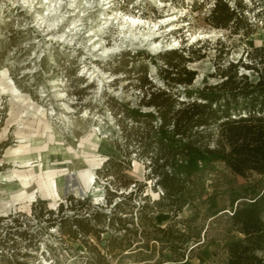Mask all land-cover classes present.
<instances>
[{
  "label": "rangeland",
  "instance_id": "1",
  "mask_svg": "<svg viewBox=\"0 0 264 264\" xmlns=\"http://www.w3.org/2000/svg\"><path fill=\"white\" fill-rule=\"evenodd\" d=\"M50 1L0 0V144L8 143L3 151L0 147V238L7 230L19 232L7 247H0V264H216L226 259L225 244L241 238L229 215L238 203L264 191V176L257 173L242 176L224 163L216 165L192 224L193 229L203 228L200 245L185 258H176L169 250L162 252L154 241L147 247L141 245L143 232H153L152 227L140 226L135 235L129 233L127 237L134 240L129 246L125 232L116 233L108 219L100 223L92 218L95 212L112 215V205L107 203L115 188L111 180L129 182L119 190L125 196L138 187L144 189L143 200L152 202L162 195L153 189L155 180L148 178V161L132 155L130 169L103 166L108 158L124 159L125 152L135 147L125 139L107 101L114 98L136 107L142 94L135 86L144 69L153 82L162 85L158 71L162 62L156 57L170 48L185 46L195 51L196 59L187 64L197 72L193 88L221 82L218 68L225 69L229 61H240V74L256 79V71L242 63L262 66L255 55L256 48L264 47V20L246 12L257 22L253 37L211 24L208 17L215 0ZM78 1H90L89 8L101 4L81 16L77 34H67L74 20L80 19L73 5ZM226 1L234 6L236 0ZM244 3L254 13L263 12L264 19V0ZM105 17L112 18L105 23ZM131 17L142 20L137 32L151 34H121L119 21ZM93 29L102 33L91 34ZM152 42L161 45L153 50ZM116 44L120 49L103 53L104 47ZM123 58L129 63L116 73L112 65ZM53 164L58 170L66 168L57 176L54 200L41 196L39 183L42 176L48 181ZM106 167L111 170L108 177L103 175ZM141 199H126L121 211L136 219L134 205L138 208ZM194 212L187 206L178 218H190ZM151 216L161 227L172 219L165 208ZM76 217H87L92 226L105 231L100 236L95 232L84 235L73 222Z\"/></svg>",
  "mask_w": 264,
  "mask_h": 264
},
{
  "label": "trees",
  "instance_id": "2",
  "mask_svg": "<svg viewBox=\"0 0 264 264\" xmlns=\"http://www.w3.org/2000/svg\"><path fill=\"white\" fill-rule=\"evenodd\" d=\"M246 12H253L255 20H264L263 12L254 13L244 0H236L234 6L226 0H215L208 20L217 28H234L235 34L244 31L249 36L255 32L257 22L251 21ZM194 54V50L185 46L160 52L156 59L162 62L158 71L163 84L158 86L153 82L145 68L135 86L142 94L136 107L123 105L114 98L107 101L125 139L133 141L135 147L125 152L124 159L111 157L103 166L112 164L130 169L132 155L148 161V178L155 180L153 189L162 195L152 202L147 198L143 200L144 189L138 187L125 196L119 190L122 186L128 187L129 182L124 180L117 184L111 180L115 188L107 203L112 205V215L91 213L100 223L108 219V226L116 233L125 232L123 238H128L129 233L135 235L137 227H152L153 232H143L145 240H141L144 241L141 245L147 247L154 241L161 245L162 252L169 250L176 258H185L200 245L203 228L193 229L192 224L198 219L199 204L204 201L208 181L218 163H224L238 175L257 173L264 176V47L256 48L255 55L262 66L242 63L256 71V79L240 74V61H229L225 69L218 68L223 78L221 82L196 88L192 86L197 72L187 66L196 59ZM146 57L152 58L148 54ZM128 63V59H119L112 69L118 73ZM7 146L8 143L0 144L1 151ZM114 146L123 150L116 142ZM106 170L104 177L110 175L111 170L107 167ZM116 197L123 199L116 201ZM133 197L143 200L138 208L134 205L136 219L121 211L125 200ZM187 206L195 209L194 215L178 218ZM163 208L172 213L166 227L155 224L151 216ZM229 221L241 238L225 244L227 258L216 264H264V191L248 202L238 203ZM73 222L84 235L95 232L100 236L105 231L92 226L87 217H76ZM18 233V230H7L5 237L0 238V247H7L8 240H13ZM123 238H120L122 243ZM128 240L131 246L134 240Z\"/></svg>",
  "mask_w": 264,
  "mask_h": 264
},
{
  "label": "bare ground",
  "instance_id": "3",
  "mask_svg": "<svg viewBox=\"0 0 264 264\" xmlns=\"http://www.w3.org/2000/svg\"><path fill=\"white\" fill-rule=\"evenodd\" d=\"M56 0H51L50 2H54ZM85 1V0H84ZM84 1H78L76 4H73L75 5V8H78V13L75 14L76 17H80V19H75L74 20V26H72L73 28L70 29V32L67 33V34H77L76 30L78 29V25H79V22L82 21V18L81 16L84 14H86L87 11H91L94 9V7H98L101 2H97L96 3V6H91L89 8V6L91 5V2L90 1H86L85 4H84ZM107 1H110L111 0H107ZM106 1V2H107ZM109 2V3H110ZM74 10V9H73ZM44 18V16L42 17V19ZM112 18V17H105V23H108L109 19ZM117 18V17H115ZM112 23V22H111ZM142 24V20L136 18V17H131V18H123V20L119 21V29L121 34H151L149 31L147 33H142V32H137V29H139V26ZM102 32H100V29H93L92 30V33L91 34H101ZM105 33V32H103ZM204 37H209L211 34H215L214 32L213 33H204ZM263 34V33H262ZM253 37H254V34H253ZM144 42V41H143ZM141 44H142V41H141ZM161 44L157 43V42H152L150 43V47L155 50V49H158V47H160ZM123 46V45H122ZM148 46V47H149ZM120 49V45L119 44H116V46H114L113 48H108V47H104V52L103 53H112L116 50ZM47 126V125H46ZM48 127V126H47ZM46 155V153H45ZM50 158V156H48ZM47 166V165H46ZM45 168H48V167H45ZM49 173L48 174V181L47 180H44L43 179V176L41 177V180L39 181L40 184H42L43 188L41 190V196L43 198H50V199H56L57 198V192H58V174H64V172L66 171V168H63L61 170H58L56 165L53 164L51 167L49 166ZM44 170V169H43ZM43 175V174H42ZM2 180H5L6 179V176L5 175H2L1 176ZM9 178V177H8ZM90 180V179H89ZM60 186V185H59ZM61 190V189H60Z\"/></svg>",
  "mask_w": 264,
  "mask_h": 264
}]
</instances>
